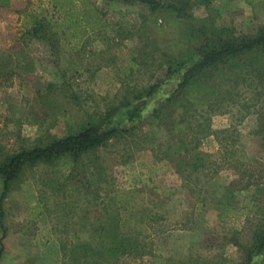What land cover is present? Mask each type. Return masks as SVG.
<instances>
[{"label":"rangeland","instance_id":"1","mask_svg":"<svg viewBox=\"0 0 264 264\" xmlns=\"http://www.w3.org/2000/svg\"><path fill=\"white\" fill-rule=\"evenodd\" d=\"M154 1L0 7V166L89 124L121 129L77 161L23 165L2 201L0 179V264H264V58L212 57L179 88L211 48L187 26L253 37L264 0Z\"/></svg>","mask_w":264,"mask_h":264},{"label":"trees","instance_id":"2","mask_svg":"<svg viewBox=\"0 0 264 264\" xmlns=\"http://www.w3.org/2000/svg\"><path fill=\"white\" fill-rule=\"evenodd\" d=\"M10 0H0V7H8ZM147 5L150 9L155 12L162 7L155 2L154 0H134ZM199 3L201 1H198ZM167 10L174 11L179 20L182 22H191L189 17L183 12L182 8H178L172 5L166 7ZM213 23V21L211 22ZM184 26H187V24ZM39 28L37 24V19L35 18L31 31H36ZM200 36H205L204 41L209 43L204 45L205 48H210V51L206 54V57L203 61L197 63L190 69L186 71L183 76V80L179 85V88L187 90L188 88L193 87L194 84H198L199 77L201 75L200 71L205 69L208 66H211L212 57L224 56L229 59L227 63L228 67L243 69L244 66L234 61L235 58L240 57L241 55L257 51V57L260 59L264 58V33L260 30L255 36H239L236 37L233 33H228L227 29H220L214 27L213 24H209L207 28L204 24V21H199L198 24L190 23V26H187L186 39L189 41H198ZM193 49V46H190ZM200 53V52H199ZM190 56H195L197 53H189ZM184 56L182 58L180 66H184L187 61H185ZM257 59V58H256ZM256 64V63H251ZM173 70V69H172ZM176 70H179L178 68ZM173 73L170 75L172 77ZM158 85H153L146 94V97H151L158 90ZM121 133V129L104 128V125L101 124H89L86 126L82 132L77 135L66 136L61 139H56L52 141L49 145L44 148L33 149L29 151L19 152L12 157L2 166H0V179L3 181V192L1 195V201L5 198L8 191L9 182L15 177L16 173L22 168L23 165L34 163L37 161H42L48 158H53L59 155H68L73 158L74 161H77L80 156L86 154L89 151H92L102 144L106 143L109 139L114 136H117ZM1 216V215H0ZM261 245L264 247V235L261 238Z\"/></svg>","mask_w":264,"mask_h":264}]
</instances>
